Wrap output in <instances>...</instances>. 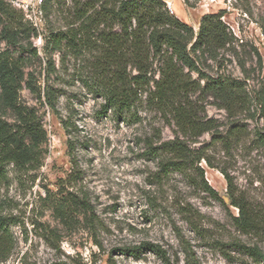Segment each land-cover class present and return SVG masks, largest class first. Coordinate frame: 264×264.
Here are the masks:
<instances>
[{
  "label": "rangeland",
  "instance_id": "374dc122",
  "mask_svg": "<svg viewBox=\"0 0 264 264\" xmlns=\"http://www.w3.org/2000/svg\"><path fill=\"white\" fill-rule=\"evenodd\" d=\"M5 1L24 12L18 1ZM164 1L196 32L203 16L226 12L223 20L243 45L239 58L226 53L223 71L247 80L254 98L264 77V0H191L194 7L184 0ZM70 6L63 0L54 3L50 16L36 29L37 36L23 42L26 48L32 43L38 56L0 41L3 52L22 60L21 102L38 112L48 133L43 166L26 174L11 165L8 181L0 187V210L19 220L8 226L13 250L0 264H264L241 247L257 249L264 256V148L255 142L256 132H264V118L256 101L252 107L256 116L241 115L236 124L244 132L227 144L219 137L226 138L235 121L213 104L206 106L207 116L219 121L223 134L216 141L206 134L193 146L204 148L214 167L205 161L200 164L206 181L222 199L216 200L202 190L194 170L161 172L147 143L157 147L159 134L168 141L174 132L145 102L130 112H104L86 59L52 56L57 71L50 85L59 90L57 112L29 90L28 81L44 97L48 65L43 38L51 28L63 25ZM0 119L15 123L3 103L1 87ZM222 170L231 176L236 197L258 220L255 230L243 232L235 225L239 210L230 204ZM72 175L78 177L69 181ZM67 198L77 206L64 216L52 204L55 200L68 204ZM133 249L135 255L124 252Z\"/></svg>",
  "mask_w": 264,
  "mask_h": 264
},
{
  "label": "trees",
  "instance_id": "16d2710c",
  "mask_svg": "<svg viewBox=\"0 0 264 264\" xmlns=\"http://www.w3.org/2000/svg\"><path fill=\"white\" fill-rule=\"evenodd\" d=\"M59 1L43 0L44 22L50 16L54 3ZM63 1L71 3L69 16L60 28H51L43 38L42 52L48 65L44 97L41 89L30 81L26 83L29 90L40 100L44 98V103L57 112L59 90L50 85V77L57 71L52 56L69 54L86 59L93 74V90L103 99L105 113L130 112L145 102L168 127L173 128L172 140L162 141L159 134L157 147L152 142L147 143L161 172L185 174L192 169L202 180V190L222 201L206 181L205 171L200 166L205 161L210 168H214L206 157L205 149L193 146L200 144L199 140L206 134L212 135L214 141L223 134L219 121L207 116L206 106L213 104L235 121L226 138L219 137L225 144L243 134V127L236 124L241 115L254 118L258 113L252 111L253 101H256L264 118V77L252 98L247 80L223 71L226 53L239 58L238 48L243 45V41L223 20L226 12L223 10L203 16L196 32L171 13L164 0ZM184 2L188 7H194L191 0ZM0 28V41L38 56V50L32 43L28 48L23 44L37 36L36 29L23 11L5 0H0ZM256 52L261 61L260 54ZM24 76L22 60L14 59L0 47L3 103L15 117L13 124L0 119V187L8 181L7 168L11 165L26 174L43 166L48 133L38 112L21 102ZM65 125L67 128L68 123L65 122ZM255 142L264 148V132H256ZM69 144L72 146L71 141ZM221 172L227 180L230 204L239 210V216L234 217L235 225L243 232L255 230L259 227L258 220L236 197L231 176L224 170ZM77 177L72 175L69 181ZM50 194L48 191L46 199L50 198ZM67 194L73 196L72 193ZM65 201L68 204L55 200L52 208L67 216L77 203L73 198ZM86 209L91 212L89 206ZM18 223V219L3 215L0 210L1 261L6 260L13 250L10 243L14 240L8 226ZM147 246L160 252L156 246ZM241 247L264 263L260 251ZM124 252L135 255L137 250Z\"/></svg>",
  "mask_w": 264,
  "mask_h": 264
},
{
  "label": "built area",
  "instance_id": "2783aa9c",
  "mask_svg": "<svg viewBox=\"0 0 264 264\" xmlns=\"http://www.w3.org/2000/svg\"><path fill=\"white\" fill-rule=\"evenodd\" d=\"M20 9L24 10L25 17L35 29H40L44 24L43 0H15Z\"/></svg>",
  "mask_w": 264,
  "mask_h": 264
},
{
  "label": "bare ground",
  "instance_id": "6f19581e",
  "mask_svg": "<svg viewBox=\"0 0 264 264\" xmlns=\"http://www.w3.org/2000/svg\"><path fill=\"white\" fill-rule=\"evenodd\" d=\"M175 12V11H174Z\"/></svg>",
  "mask_w": 264,
  "mask_h": 264
}]
</instances>
